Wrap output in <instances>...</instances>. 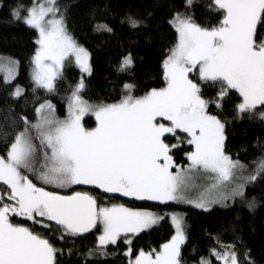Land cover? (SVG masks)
Listing matches in <instances>:
<instances>
[{
    "label": "trees",
    "instance_id": "16d2710c",
    "mask_svg": "<svg viewBox=\"0 0 264 264\" xmlns=\"http://www.w3.org/2000/svg\"><path fill=\"white\" fill-rule=\"evenodd\" d=\"M33 1L0 0V61L8 59L17 65V75L12 81L0 74V156L8 153L27 125L34 124L37 110L44 102H51L56 112L64 115L82 79L77 89L81 101L93 105L121 100L127 84H131L136 98L165 87V61L178 40L172 22L177 14L185 15L198 32L200 28L214 30L221 26L219 33L232 38L251 54L264 57V8L253 31L248 19L227 0H60L68 33L89 51L91 72L83 75L67 59L55 79L53 91L48 92L31 77L38 33L22 16ZM254 1L264 4V0ZM194 78L208 111L224 125V151L249 166L263 161L264 119L255 111L241 109L239 91L222 80H202L198 74ZM258 109H264V103ZM96 123L92 115L85 117L87 127ZM188 139L186 132L177 130L163 134L159 140L151 139L133 152H113L86 159H54L48 156V149L41 151L48 160V169L65 173L74 170L87 181L72 183L64 178L65 182L59 185L53 176L46 175L48 169L41 177L33 174L38 166L28 171L30 180L16 186L0 181V264L8 260L5 227L9 223L25 225L46 239L54 248L53 264H129L126 253L129 245L122 239L99 244L101 222L78 234L54 218L48 207L49 214H42L44 190L63 195L83 191L97 199L98 207L118 204L161 213L164 217L159 224L135 236L131 256L140 250L159 248L172 237L174 227L165 209L177 208L183 210L186 237L181 246L180 264H198L204 257H211V264H222L213 251L222 252L225 247H233L238 264H264V172L250 181L244 195L209 209L128 197L100 185L104 176L132 177L140 168H146L145 173L151 172L154 165L167 162L169 157L174 168L184 166L188 162L186 153L193 150Z\"/></svg>",
    "mask_w": 264,
    "mask_h": 264
},
{
    "label": "rangeland",
    "instance_id": "374dc122",
    "mask_svg": "<svg viewBox=\"0 0 264 264\" xmlns=\"http://www.w3.org/2000/svg\"><path fill=\"white\" fill-rule=\"evenodd\" d=\"M59 1L34 0L22 16L38 33L31 77L37 86L48 92L53 91L55 79L67 59H71L83 75L91 72L89 51L68 33ZM227 1L248 19L250 29L254 31L264 4L254 0ZM15 13L19 15L17 11ZM172 22L178 40L165 61V87L136 98L131 84H127L121 100L93 105L81 101L77 90L83 83V79L80 80L64 115L58 114L51 102L39 106L34 124L27 125L8 153L0 156V181L16 186L30 180L28 171L37 166L33 174L43 176L41 174L49 165L42 155L46 149L50 158L86 159L113 152H133L150 143L151 139L159 140L163 134L179 130L189 135V143L193 145V150L186 153L188 162L184 166L174 168L169 157V162L154 165L151 172L146 171L148 174L144 171L146 168H140L146 176L140 172H135L132 177L127 174L104 176L100 185L128 197L150 198L199 209H209L244 195L250 181L264 172V160L249 166L224 151V125L208 111L194 75L198 74L202 80L219 79L235 88L242 97L239 107L255 111L264 119V109H258L264 103V57L251 54L232 38L219 33L221 26L214 30L200 28L198 32L183 14H177ZM130 61L128 58L127 62ZM0 74L12 81L17 75V65L8 59L0 61ZM87 115L97 119L95 126L85 125ZM77 174L74 170L65 173L49 168L46 175L53 176L59 185L65 182L64 178L72 183L87 181ZM46 207L40 208L44 215L49 214ZM165 210L174 227L172 237L159 248L140 250L132 256L130 247L135 236L159 224L164 217L161 213L118 204L102 206L98 207L89 229L101 222L98 233L101 245L121 239L126 242L129 264H180L181 246L186 238L183 210ZM5 239L6 264L54 263V248L25 225L9 223L5 227ZM213 253L222 264H238L233 247ZM212 262L211 257H204L198 264Z\"/></svg>",
    "mask_w": 264,
    "mask_h": 264
},
{
    "label": "water",
    "instance_id": "95a60500",
    "mask_svg": "<svg viewBox=\"0 0 264 264\" xmlns=\"http://www.w3.org/2000/svg\"><path fill=\"white\" fill-rule=\"evenodd\" d=\"M43 199L52 216L78 234L89 230L98 210L97 199L86 192L47 193Z\"/></svg>",
    "mask_w": 264,
    "mask_h": 264
}]
</instances>
